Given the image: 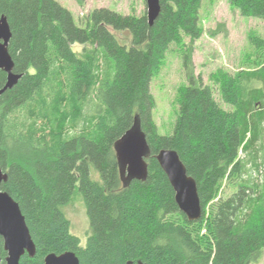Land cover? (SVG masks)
Returning a JSON list of instances; mask_svg holds the SVG:
<instances>
[{
  "label": "trees",
  "instance_id": "obj_1",
  "mask_svg": "<svg viewBox=\"0 0 264 264\" xmlns=\"http://www.w3.org/2000/svg\"><path fill=\"white\" fill-rule=\"evenodd\" d=\"M227 1L241 16L264 21V0ZM203 2L161 0L152 26L147 12L97 8L79 26L57 0H0V17L12 32L13 72L20 76L0 96L1 189L19 204L37 247L36 256L26 254L20 264H44L49 254L65 252L80 264H259L264 37L248 36L252 67L211 76L217 98L194 74L193 46L185 43V37H202ZM117 34H127L129 43ZM173 45L182 49L187 83L177 92L174 132L162 136L151 83ZM6 83L0 70V90ZM137 116L151 148L149 176L125 187L114 147ZM163 149L176 151L195 179L201 220L190 222L180 211L155 159ZM224 186L233 190L226 198ZM76 193L89 219L85 246L64 212ZM0 252L5 264L1 239Z\"/></svg>",
  "mask_w": 264,
  "mask_h": 264
},
{
  "label": "rangeland",
  "instance_id": "obj_2",
  "mask_svg": "<svg viewBox=\"0 0 264 264\" xmlns=\"http://www.w3.org/2000/svg\"><path fill=\"white\" fill-rule=\"evenodd\" d=\"M68 9L79 26L87 23V17L97 8H109L125 15H139L147 12L146 0H57ZM221 25V28H219ZM202 37L191 42L185 37L186 45H192L194 74L203 79L206 85L213 87L216 97L220 99L218 84L211 76L219 70L235 73L249 65L254 57V50L248 36L256 32L264 37V21L256 18L243 17L239 11L232 8L227 0H204L201 11ZM124 42L130 41L127 34H117ZM76 51L82 49L76 45ZM251 58V59H250ZM187 74L183 65L182 49L173 45L167 53L164 66L151 83V93L155 99L153 119L158 132L162 136H171L174 132L178 116L177 92L187 83ZM225 110L231 107L221 103ZM92 179L100 181L96 170L91 168ZM254 179V178H253ZM233 190L224 186L222 198L232 194ZM72 224V233L77 236L82 246L87 243L89 219L79 193L64 210ZM264 264V255L259 262Z\"/></svg>",
  "mask_w": 264,
  "mask_h": 264
},
{
  "label": "water",
  "instance_id": "obj_3",
  "mask_svg": "<svg viewBox=\"0 0 264 264\" xmlns=\"http://www.w3.org/2000/svg\"><path fill=\"white\" fill-rule=\"evenodd\" d=\"M160 1L146 0L147 16L151 26L161 12ZM11 38L12 32L8 19L1 16L0 70L7 74V83L0 90V96L7 90L12 89L20 79V76L13 72L14 62L8 49ZM114 148L124 186L128 187L135 180L145 182L149 176L147 160L151 156V148L146 134L141 128L138 116L135 118L133 127L116 142ZM155 159L169 179L180 211L190 222L201 220L203 210L197 183L188 174L179 154L172 149H163L158 152ZM5 180L6 174L0 169V239L6 253L5 264H20L22 257L26 254L35 257L37 247L19 204L1 189ZM2 262L0 252V264ZM44 264H80V260L75 253L65 252L60 255L49 254L46 256ZM138 264L144 263L139 262Z\"/></svg>",
  "mask_w": 264,
  "mask_h": 264
},
{
  "label": "bare ground",
  "instance_id": "obj_4",
  "mask_svg": "<svg viewBox=\"0 0 264 264\" xmlns=\"http://www.w3.org/2000/svg\"><path fill=\"white\" fill-rule=\"evenodd\" d=\"M45 119H46V117H45ZM42 121H43V120H42ZM48 123H50V120H49V122H48ZM48 123H47V124H48ZM253 134H255V133H253ZM51 139H52V138H51ZM53 139H55V138H53ZM54 141H55V140H54ZM260 150H261V149H260Z\"/></svg>",
  "mask_w": 264,
  "mask_h": 264
}]
</instances>
